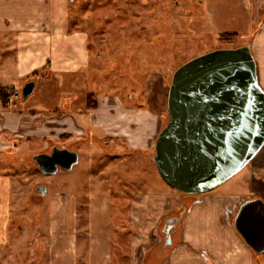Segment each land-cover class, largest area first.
Listing matches in <instances>:
<instances>
[{
    "label": "crops",
    "instance_id": "0c3cea01",
    "mask_svg": "<svg viewBox=\"0 0 264 264\" xmlns=\"http://www.w3.org/2000/svg\"><path fill=\"white\" fill-rule=\"evenodd\" d=\"M252 1L253 12L257 16L258 7L264 4V0ZM64 2L0 0V80L7 81L13 74L18 78L27 77L39 67L49 65L48 73L45 71L36 79L35 89L38 87L40 95L45 96L43 99L9 104L4 108L0 93V160L4 156L8 163L24 160L32 166L28 159H33L35 154L18 157L13 152L20 153L21 150L44 145L52 149L57 145L77 150L79 158L81 150L86 156V159L83 156L84 165L90 170V176L81 175L84 178L78 181L80 185L77 183L73 189L55 188L50 193L47 199L50 210L48 229L44 243L39 245L44 247L46 255L31 263L264 264V251L256 252L234 223L246 200L260 198L264 201V146L230 186L226 185V180L219 185L220 188L200 194L174 192L168 186L142 188L139 187L143 186L142 180L138 186L131 180L121 184L108 180L107 183L102 172L92 171L90 167L99 158H91V154L97 147L105 148L108 144V140L103 143L99 137L101 130L109 132L108 137L125 139L135 153H148L161 129V118L149 109H135L125 105L120 98L116 102L110 96L107 99L109 115L99 119V113L86 107L84 102L76 107V101L82 97L80 93L79 98L74 93L73 99L65 95L74 89L75 81H80L82 74L77 70L85 68L86 44L79 32H69ZM261 32H264V22L258 30ZM9 49L13 52L8 53ZM256 60L257 73L259 67L262 73L260 84L264 88L261 64H264V58ZM1 86L11 93L18 92L0 81ZM60 95H64L65 100L59 102ZM60 104L65 107L61 112ZM149 116L151 118L148 119ZM85 137H88L87 141H82ZM60 138L65 142H54ZM17 176V171L6 175L0 173L1 244L6 243L7 236L15 227L24 229L18 215L12 213L11 184L16 182L19 194L22 189V184L16 181ZM69 182L60 181L59 185L68 186ZM96 184L99 187L91 189ZM46 186L47 191L40 194L44 200L33 201L35 204L45 203V194L49 190V185ZM113 186L116 193H132L125 228L120 226L116 215L120 202H114L112 191H109ZM36 195L31 192L30 196L36 200ZM170 215L180 218L178 228L170 235L171 243L167 244L164 221ZM125 232L126 246L117 237L118 233Z\"/></svg>",
    "mask_w": 264,
    "mask_h": 264
},
{
    "label": "rangeland",
    "instance_id": "374dc122",
    "mask_svg": "<svg viewBox=\"0 0 264 264\" xmlns=\"http://www.w3.org/2000/svg\"><path fill=\"white\" fill-rule=\"evenodd\" d=\"M64 1V7L68 13L69 32H79L85 38L86 44L85 68L77 70L82 74L80 81L79 83L75 81L74 89L65 95L68 94L73 99L74 93L76 98H79L80 93L82 97L76 101V107L84 102V105L87 104L86 107L99 113V119L107 118L109 115L107 111L110 104L107 99L112 96L115 100L120 98L127 106L135 109H149L158 114L161 118L162 129L169 119L167 94L171 77L180 65L215 48H234L247 43L251 44L255 60L264 58V32L258 33L264 22V4L258 7V15L255 16L252 0ZM62 2H59L54 9V14L59 10ZM229 32L232 35L222 37L224 33ZM7 51L12 53L13 49ZM0 52H2L1 49ZM261 64L264 70V64L262 62ZM48 68L49 65H44L36 69L34 71L37 72L36 79L38 80L45 71L47 74ZM34 72L28 74L27 77L18 78L13 74L7 81L0 80L3 85L13 87L18 91H13L9 95V104L30 103L45 97L40 95L37 87L28 99L25 101L22 99L21 88L25 82L32 79ZM260 73L259 67V82L262 80ZM77 84H79L78 87ZM92 93L97 108L88 106L91 99L89 95ZM63 96H58L59 102L62 101ZM59 107L60 112L65 108L62 104ZM100 132L99 137L103 139V143L104 140H108V146L97 147L96 152L91 154V158L99 159L90 168L92 171L102 172L107 183L108 180H112L113 184L128 183V180H131L132 184L138 186L142 180L143 186L139 187L168 186L174 192L176 191L163 180L157 170L153 159L155 140L148 153H135L125 139H114L108 137L109 132L103 130ZM87 138H83L82 141L85 139L87 141ZM54 142L62 144L65 141L60 138ZM22 144L20 143L21 146ZM49 148L50 146L44 145L34 147L32 150L13 153H16L18 157H25L28 153L38 154L50 151ZM79 151V161L72 170L59 169L53 175H45L41 172L34 159H28L33 164L31 166L24 160L8 163L4 156L1 157L0 173L6 175L17 171L16 181L22 184L20 194L16 182L11 184V201L12 213L18 215L17 219L21 221L24 229L15 227L7 236L6 243H0V264H32L33 260L36 262L41 256L46 255L44 247L39 245L44 243V236L48 229L50 210L47 199L50 198V193L55 188L73 189L74 186L80 185L78 181L82 178L81 175L90 176L88 166L84 165V155L81 150ZM11 155L8 154V156ZM84 158L86 159V156ZM242 171L229 178L226 185L230 186ZM125 175L129 176L124 177ZM64 180H70L69 187L59 185L60 181ZM38 184L49 185V190L45 194V203L39 205L33 202L44 200L36 189ZM114 186L108 189L112 191L113 201L120 202L116 215L119 217L120 226L125 228L132 193H116ZM98 187L96 184L91 189L95 190ZM31 192L37 194L36 200L30 196ZM172 217L174 215L165 219L164 227H166L167 219ZM124 230L127 231V229ZM126 234V232L118 233L117 236L124 246H126ZM165 238L167 240L166 234Z\"/></svg>",
    "mask_w": 264,
    "mask_h": 264
},
{
    "label": "water",
    "instance_id": "95a60500",
    "mask_svg": "<svg viewBox=\"0 0 264 264\" xmlns=\"http://www.w3.org/2000/svg\"><path fill=\"white\" fill-rule=\"evenodd\" d=\"M72 1V0H71ZM36 81L22 86V99L33 94ZM169 119L159 131L153 159L165 182L188 194L213 190L241 171L264 146V88L250 43L215 48L176 68L167 94ZM44 174L59 167L71 170L77 150L54 146L33 156ZM39 194L46 184L37 186ZM178 217L166 221L169 229ZM235 226L252 248L264 251V201L246 200ZM170 224V225H168Z\"/></svg>",
    "mask_w": 264,
    "mask_h": 264
},
{
    "label": "trees",
    "instance_id": "16d2710c",
    "mask_svg": "<svg viewBox=\"0 0 264 264\" xmlns=\"http://www.w3.org/2000/svg\"><path fill=\"white\" fill-rule=\"evenodd\" d=\"M230 35H232L231 32L224 33V35L222 37L230 36ZM36 76H37V72H34L32 79H36ZM0 93H1V99H2L3 107L8 108L9 107V95L11 94V92H9L8 88L1 86L0 87ZM92 95H93V93L89 95L91 99H90V103L88 104V106L94 108V107H97L96 106L97 104L95 101H93L94 97Z\"/></svg>",
    "mask_w": 264,
    "mask_h": 264
},
{
    "label": "flooded vegetation",
    "instance_id": "af4514ba",
    "mask_svg": "<svg viewBox=\"0 0 264 264\" xmlns=\"http://www.w3.org/2000/svg\"><path fill=\"white\" fill-rule=\"evenodd\" d=\"M52 149H53V147H52ZM52 149L50 150V151H45V152H47V153H51L52 152ZM70 149H72V148H70ZM73 150V149H72ZM59 169H61L60 167H59ZM58 169V170H59ZM40 170V169H39ZM41 171V170H40ZM42 172V171H41ZM45 175H51V174H45ZM38 185H40V184H38ZM37 185V186H38ZM37 186H36V188H37ZM36 199V198H35ZM174 217H177L176 215H174ZM168 225H170V224H168ZM172 226L170 227V229H169V234L170 235H173V233H174V231H176V229L178 228V223L174 220L173 222H172V224H171Z\"/></svg>",
    "mask_w": 264,
    "mask_h": 264
},
{
    "label": "bare ground",
    "instance_id": "6f19581e",
    "mask_svg": "<svg viewBox=\"0 0 264 264\" xmlns=\"http://www.w3.org/2000/svg\"><path fill=\"white\" fill-rule=\"evenodd\" d=\"M36 163V162H35ZM38 166V165H37ZM166 226V225H165ZM165 229V228H164Z\"/></svg>",
    "mask_w": 264,
    "mask_h": 264
}]
</instances>
